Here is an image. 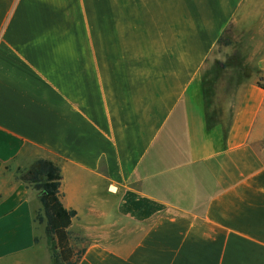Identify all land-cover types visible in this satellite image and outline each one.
<instances>
[{
	"label": "crops",
	"instance_id": "obj_1",
	"mask_svg": "<svg viewBox=\"0 0 264 264\" xmlns=\"http://www.w3.org/2000/svg\"><path fill=\"white\" fill-rule=\"evenodd\" d=\"M221 37L254 65L209 126ZM39 158L77 264H264V0H0V264L52 262L16 178Z\"/></svg>",
	"mask_w": 264,
	"mask_h": 264
},
{
	"label": "trees",
	"instance_id": "obj_2",
	"mask_svg": "<svg viewBox=\"0 0 264 264\" xmlns=\"http://www.w3.org/2000/svg\"><path fill=\"white\" fill-rule=\"evenodd\" d=\"M222 40L221 37L219 43ZM205 74L203 69V100L207 123L210 126L220 121L221 115L212 109L216 93L207 86ZM16 178L37 192L41 208L35 212L33 220L39 223L45 222L44 230L52 251L51 264H77L85 248L81 246L77 249L72 244V241L78 243L82 238L70 229L76 211L67 209L61 202L60 168L51 160L39 158L26 169H17ZM34 241L37 242V238H34Z\"/></svg>",
	"mask_w": 264,
	"mask_h": 264
},
{
	"label": "rangeland",
	"instance_id": "obj_3",
	"mask_svg": "<svg viewBox=\"0 0 264 264\" xmlns=\"http://www.w3.org/2000/svg\"><path fill=\"white\" fill-rule=\"evenodd\" d=\"M244 35L246 36L247 32ZM248 38L230 37L227 40L223 39L215 48L205 65L204 71L206 73L205 79L207 86L216 93V98H213L214 103L212 104V109H215L219 115L228 113L229 109L232 110L231 107L228 110L226 107L224 108V104H233L234 101L232 99H236V95H231V88L245 81V79L235 78L231 74L233 72H242L244 75H250L252 73L254 61L248 60V56L252 51V46ZM242 61L243 63H241ZM35 223L37 224V231L40 236L37 239V246L43 245L50 251V241L46 234L44 237L45 222L39 223L36 221ZM72 244L77 249L81 247L80 242L75 243L72 241Z\"/></svg>",
	"mask_w": 264,
	"mask_h": 264
}]
</instances>
